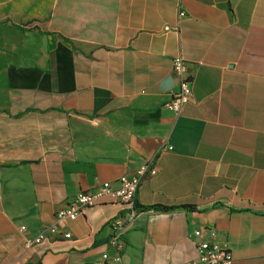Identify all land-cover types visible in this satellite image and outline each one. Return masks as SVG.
<instances>
[{"label":"crops","instance_id":"1","mask_svg":"<svg viewBox=\"0 0 264 264\" xmlns=\"http://www.w3.org/2000/svg\"><path fill=\"white\" fill-rule=\"evenodd\" d=\"M45 1L24 29L0 26V264L113 255L111 197L28 242L78 192L147 161L137 202L176 207L129 215L124 264H195L199 228L233 264H264V0ZM179 55L193 87L177 117Z\"/></svg>","mask_w":264,"mask_h":264},{"label":"built area","instance_id":"2","mask_svg":"<svg viewBox=\"0 0 264 264\" xmlns=\"http://www.w3.org/2000/svg\"><path fill=\"white\" fill-rule=\"evenodd\" d=\"M186 13L181 12L184 16ZM173 71L177 77L178 89L172 94L166 106L177 117L181 116L192 97L193 81L187 71V61L182 56L173 59ZM158 171L156 161H147L141 164L132 175H123L119 178V187L113 188L105 182L93 191H80L66 206L59 209L55 215V222L35 235L29 244L40 243L50 237L60 235L59 224L64 220H75L85 209L99 205L107 197L115 199L123 206L124 214L118 215L109 221L111 235L109 244L115 249L113 255H103L96 264H124L122 260V233L129 215L134 216L138 210L137 194L148 176H154ZM196 242L197 256L194 263L202 264H233L234 256L228 243L217 240L218 233L213 228H199L193 231ZM63 237L70 238L72 234L65 232Z\"/></svg>","mask_w":264,"mask_h":264},{"label":"rangeland","instance_id":"3","mask_svg":"<svg viewBox=\"0 0 264 264\" xmlns=\"http://www.w3.org/2000/svg\"><path fill=\"white\" fill-rule=\"evenodd\" d=\"M49 4L45 0H0V26L28 25L33 17L48 14Z\"/></svg>","mask_w":264,"mask_h":264},{"label":"trees","instance_id":"4","mask_svg":"<svg viewBox=\"0 0 264 264\" xmlns=\"http://www.w3.org/2000/svg\"><path fill=\"white\" fill-rule=\"evenodd\" d=\"M17 27L24 29L23 26L17 25ZM138 211H145V210H159V211H169L174 209L176 206H166V205H148L142 206L138 202L136 204Z\"/></svg>","mask_w":264,"mask_h":264}]
</instances>
